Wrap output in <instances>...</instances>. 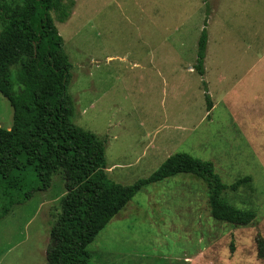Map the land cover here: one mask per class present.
Here are the masks:
<instances>
[{
  "label": "rangeland",
  "instance_id": "obj_1",
  "mask_svg": "<svg viewBox=\"0 0 264 264\" xmlns=\"http://www.w3.org/2000/svg\"><path fill=\"white\" fill-rule=\"evenodd\" d=\"M55 25L72 66V121L104 144L111 181L132 185L186 153L226 186L250 177L222 199L256 213L247 226L214 220L206 184L179 174L138 192L88 246L87 264H264V0H75ZM12 116L0 94V128ZM64 194L57 173L0 221V264H46Z\"/></svg>",
  "mask_w": 264,
  "mask_h": 264
},
{
  "label": "trees",
  "instance_id": "obj_2",
  "mask_svg": "<svg viewBox=\"0 0 264 264\" xmlns=\"http://www.w3.org/2000/svg\"><path fill=\"white\" fill-rule=\"evenodd\" d=\"M74 7L75 0H0V94L13 111L11 128H0V221L14 206L47 191L53 175L61 173L65 194L52 217L46 264H87L88 246L138 192L190 174L206 184L214 220L234 226L255 223V211L239 210L222 199L224 191H236L251 178L226 186L211 162L186 153L169 156L132 185L108 178L104 144L72 121L74 105L67 93L72 66L55 22H67ZM206 45L203 30L194 66L200 77ZM205 99L209 112L213 105L206 88ZM255 244L257 258L264 259V238L257 234Z\"/></svg>",
  "mask_w": 264,
  "mask_h": 264
}]
</instances>
